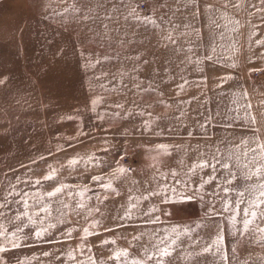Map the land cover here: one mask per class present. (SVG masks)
Wrapping results in <instances>:
<instances>
[{
    "label": "rangeland",
    "instance_id": "1",
    "mask_svg": "<svg viewBox=\"0 0 264 264\" xmlns=\"http://www.w3.org/2000/svg\"><path fill=\"white\" fill-rule=\"evenodd\" d=\"M244 2L245 8L225 12L224 0H197L199 18L194 17L195 8L182 9L173 17L180 25L173 31L170 24L138 25L131 17L127 21L121 17L118 23L85 20L84 14L104 15L97 0H0V203L9 182L17 191H28L23 181L42 180L53 168L56 179L43 181V191L60 183L73 186L66 192L83 186L92 189L86 201L91 211H73L75 199L65 192L68 209L54 203L50 217L40 214L42 223L24 220L19 247L12 248L0 238L6 248L0 252V264H77L88 256L95 264H122L123 258L121 262L110 259L122 250L128 251V259H146L165 246L157 241L172 227L190 231L171 245L172 257H165L164 264H224L219 254L196 255L215 239L217 226L224 230L222 251L229 257L228 264H264V241L251 240L247 234L229 235L235 231L232 213L224 212L220 196L212 195L220 192L215 181L201 187L211 169L187 172L197 158V146L202 149L231 136L233 128L237 135H250L239 126L243 121L235 120L245 115L244 110L237 111L238 104L233 103H245L241 98L245 91L264 138V45L255 43L264 39V23L261 13L249 14L255 12L246 8L249 0ZM128 3L157 24L162 23L161 14L167 19L168 9L176 7V0ZM250 3L260 6L259 0ZM209 5L220 9L213 15L220 28L208 26L205 8ZM73 6L83 12L72 11ZM130 10L124 9L125 15ZM221 13L227 19H219ZM230 20H238L239 25ZM184 24L191 27L186 29ZM194 29L200 30V36ZM182 32L187 34L181 36ZM169 34L176 45L165 39ZM177 47L183 51H175ZM213 47L215 63L204 60L197 65V58ZM188 57L193 63H188ZM226 76L232 79L217 87ZM93 100H98L95 107ZM209 116L211 123L206 122ZM145 122H151L147 130ZM158 145L167 146V153ZM74 157L95 159L69 168L68 160ZM118 167L129 171L117 179L113 173ZM173 170L178 173L175 177ZM93 176L103 177L112 189L99 187ZM130 203L136 205L131 219L125 216ZM24 210L16 204L10 210L0 208L8 218ZM157 217L158 222L152 223ZM93 221L99 222L95 228ZM0 223L14 230L8 219L0 217ZM257 226L264 228V222L257 220L253 227ZM85 228L89 233H84ZM37 231L42 233L39 237ZM104 240L115 243L101 244ZM77 247L84 249L83 256ZM68 252L76 259H68Z\"/></svg>",
    "mask_w": 264,
    "mask_h": 264
},
{
    "label": "snow or ice",
    "instance_id": "2",
    "mask_svg": "<svg viewBox=\"0 0 264 264\" xmlns=\"http://www.w3.org/2000/svg\"><path fill=\"white\" fill-rule=\"evenodd\" d=\"M83 3V0H80ZM111 5L110 8L107 5ZM260 6L254 5L249 2L247 3L246 8H254L255 12L249 13L250 15H255L256 12L261 13L262 15L259 17L261 23H264V0H259ZM97 8H103L104 15H87L84 14L83 18L85 20H96L101 19L112 23H118L119 19L123 17L125 21L131 17L132 19L138 22V25H146L148 23L156 24L157 27H162L163 24H170L172 26L173 31L180 27L179 24L175 23L173 17H175L177 12H180L182 9H192L195 8L196 11L194 13L195 18H199V8L197 7V0H176V7L169 8V15L167 19H165V15L161 14L159 20L162 22L161 24H157L156 19H152L148 16H140L135 7H132L128 0H97ZM166 4H161L159 7L164 8ZM131 9L126 15L124 13V9ZM223 8L226 12L228 8H235L237 11L245 8L244 0H224ZM76 12H83V9L76 8L73 6L71 9ZM246 10V9H245ZM68 11V9H66ZM89 12L92 10L89 9ZM220 9L213 8L212 6H206L205 13L207 15L208 26H215L216 28H220L221 25L217 22V19L213 18V15L219 12ZM219 19H227V16L224 13H221ZM231 23L239 25L238 20H230ZM226 26V25H225ZM105 30L107 31L108 25H104ZM184 28H190V24H184ZM258 28L259 26H254ZM197 36H200V30L194 29ZM187 33H180L181 36L186 35ZM255 35V32L252 33ZM221 38L223 37V33H220ZM165 39L171 42V44L176 45L177 40L173 38L171 34H169ZM257 45H264V39H258L255 41ZM177 52L183 51L182 47H177L174 49ZM191 52V48L188 49ZM216 49L213 47L210 49V52L205 54L202 59L197 58L195 63L199 65L204 60L213 61V53H215ZM139 59V57H137ZM188 63H193L191 57H188ZM144 63H147L145 61ZM233 64L231 67H235ZM133 71H137V69H133ZM202 71V69H201ZM133 79H136L133 77ZM232 79L231 76H226L221 78L220 84L217 87H222L224 83H227L228 80ZM203 82V78L201 83ZM185 83H188L185 80ZM135 87H139V84L134 85ZM199 86V84H197ZM127 87V85H125ZM183 88V85L180 86ZM241 98L245 101V103H238V101H233L234 104H238L237 111L240 109L244 110L245 115L243 117H236L235 120H242L243 123L239 126L245 129L250 135H237L235 133V128H233L232 124L227 125L229 128H233V134L231 136H225L220 138L216 143H209L205 146V148H197V158L192 161L190 167H188L187 172L189 174H195L197 170L204 171L205 169H211V174L206 173L207 179H203L204 184H211L215 181L216 189H219L220 192L214 191L212 195L220 196L222 208L224 212H231L232 215L230 217V222L235 229V231L229 232V235L232 237H236L237 234L240 237H245L247 234L251 240H260L264 241V228L259 226L253 227V225L260 220L264 222V138H262L260 134V128L257 126V120L255 116L252 115V105L248 101L247 92H243L241 94ZM264 104V102H261ZM98 104V100H93L92 105L95 107ZM118 107H122V105H118ZM231 110V109H230ZM262 114H264V108L261 109ZM181 115H185L183 111H181ZM103 118L102 116L100 117ZM211 116L207 117L206 122L211 123ZM151 122H145L144 128L147 130L150 127ZM201 128L205 127L204 123L200 124ZM189 136L193 134L191 132L188 133ZM205 138L209 141L212 140V137L205 133ZM159 149L164 150L167 153V146L158 145ZM196 150V149H194ZM95 157H89L87 160L80 157H74L68 160V167L75 168L77 167L81 161L83 160L85 163H88L94 160ZM128 169L123 167H118L113 173L114 178H119L120 175L125 174ZM57 169H51L48 174H46L42 180L36 179L34 181H23V183L29 185L31 190L25 191L23 189L17 191L14 185H11L9 182V187L7 188L6 195L3 197V203H0V208L9 209L11 204H16L22 206L25 210L22 212L15 213L14 216L8 218L5 212H0V217L8 219L9 223L14 225V230L8 231L5 229L4 225L0 223V238L6 241L11 245L12 248L19 247V241L24 238L23 228L20 226L24 224V220L27 219L28 223L35 224L37 221L41 223L44 220V216L40 215L41 213L46 214L47 216H51L53 212L52 205L54 203H59L62 205L63 209H68L70 205L64 202V194L67 189L73 187L67 184H57L55 188L51 191H43V181H53L56 179ZM173 177L177 176L178 173L173 170L171 172ZM18 182L19 177L16 178ZM103 177L93 176L92 180L95 181L99 187L110 190L112 189V184L109 182L107 184L103 183ZM177 184L180 183L179 180L176 181ZM92 191L87 186H83L75 192L67 191L66 195L69 199H75V205L73 211L77 209L83 210L88 208L86 203L87 200H90L91 197L88 196V193ZM175 192V189H173ZM155 194V193H153ZM95 195V193H94ZM11 198V200L9 199ZM59 198V199H58ZM106 198V197H105ZM186 199H191V197H185ZM99 199V196H97ZM132 197H129L131 200ZM143 199H147V196L143 197ZM203 199V197H201ZM139 200V198H137ZM170 202V201H166ZM179 203L180 201H175ZM135 204H129L128 208L125 210V216L131 219V210L135 208ZM59 211V209H56ZM91 211L90 208H88ZM99 211V209H97ZM77 215H80V212H76ZM148 215V213H144ZM216 215H221L220 212H216ZM239 216V220L237 217ZM124 217H120L123 219ZM158 217L155 220H152V223L158 222ZM19 223H16V222ZM99 222L93 221L91 222V227L95 228ZM239 223L241 227L237 228L236 225ZM107 230V229H105ZM190 231L187 227L182 230L179 227H172L170 230H165V235L157 241V244H163L164 247L156 248V255L149 253L146 259H128L129 253L127 250L117 251L113 254L110 259H115L122 264H148L150 261H154L155 264H164V258L172 257V251H170L171 245H176L177 240H179L181 234H187ZM173 235H169L168 233ZM84 233H89V229L85 228ZM42 233L40 231L35 232V235L39 237ZM259 234V235H257ZM69 238L71 237V233L66 234ZM174 236V238H173ZM84 239L85 237H81ZM134 239H139V237H134ZM224 230L217 226V235L215 239L212 240V243L203 247L200 252L196 253L197 256H203L206 253H211L216 256L219 254V259L224 261V264H228V255L222 251V245L224 244ZM170 241V244L166 242ZM114 240H104L101 241V244H114ZM195 243V242H194ZM215 246V251H213V247ZM6 251V248L3 243H0V252ZM76 251L80 252L81 256L84 255V249L77 247ZM88 251H91V247H88ZM147 251V250H146ZM235 251V249H233ZM44 255H47L45 253ZM68 259H76L72 252L67 253ZM23 264V262H21ZM77 264H95V259L91 256H88L86 260H78Z\"/></svg>",
    "mask_w": 264,
    "mask_h": 264
},
{
    "label": "built area",
    "instance_id": "3",
    "mask_svg": "<svg viewBox=\"0 0 264 264\" xmlns=\"http://www.w3.org/2000/svg\"><path fill=\"white\" fill-rule=\"evenodd\" d=\"M258 74H259V72L256 73V75H258Z\"/></svg>",
    "mask_w": 264,
    "mask_h": 264
}]
</instances>
